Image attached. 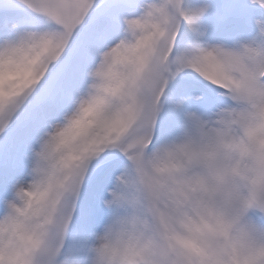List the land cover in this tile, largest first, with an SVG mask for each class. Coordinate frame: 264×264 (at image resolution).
<instances>
[{
  "label": "clouds",
  "instance_id": "1",
  "mask_svg": "<svg viewBox=\"0 0 264 264\" xmlns=\"http://www.w3.org/2000/svg\"><path fill=\"white\" fill-rule=\"evenodd\" d=\"M148 4L136 18L143 27H128L125 41L101 54L72 111L31 150L27 179L3 200L0 264H66L59 251L85 166L121 137L125 164L101 202L110 215L74 264H264V224L251 215L264 217V90L246 87L248 71L264 63V23L258 40L214 45L198 65L230 103L184 112L177 133L153 145L165 38L182 13L199 9ZM22 49L0 57V104L20 100L39 75V37Z\"/></svg>",
  "mask_w": 264,
  "mask_h": 264
},
{
  "label": "snow or ice",
  "instance_id": "2",
  "mask_svg": "<svg viewBox=\"0 0 264 264\" xmlns=\"http://www.w3.org/2000/svg\"><path fill=\"white\" fill-rule=\"evenodd\" d=\"M18 3L30 12L43 17L46 26L39 31L22 32L24 35L21 38V44L6 45L3 50H0V57H3L5 53L9 56L18 54L23 50L22 45L26 39L35 42L39 37L43 44L42 59L39 63V75L34 77L33 86L28 93L18 101L0 104V137L7 138L6 134L9 130L14 125L27 122L32 112H46L47 119L29 144L31 153L41 134L72 111L76 99L88 84L90 69L96 65L101 54L113 46L122 44L126 39L128 27H143L136 18L141 15L142 9L150 5L148 0H18ZM115 3L125 4L131 8L128 14L120 16L118 25L111 23L110 16V9ZM201 11L193 12L191 16L182 13L165 38L166 56L163 60V68L157 73L159 90L150 118L152 129L150 143L153 145L158 143L155 136L158 117L165 104L173 103L169 96V83L179 74L186 72L194 76L214 94V98L224 97V88L219 86V82L214 83L206 79L205 75L197 70L199 63L202 60H208L214 52L199 46L181 47L182 24L186 23L191 27ZM94 12H98L99 15L93 22L91 17ZM12 39L3 36L0 41ZM246 87L249 91L264 90V63L254 64L248 71ZM200 99V96L186 97L174 102V106L179 109L182 104L190 105L191 101ZM208 111L210 114L211 110L208 109ZM181 123L182 120L173 122L172 128L174 130L179 128ZM122 140L123 137L106 144L104 149L86 164L81 177L82 185L103 164L115 156H122L120 153L126 151ZM26 159L29 160L30 155ZM22 180V178L17 179L16 182ZM81 188L74 200L66 233L72 222ZM64 247L65 239L62 241L59 256L61 260L69 264Z\"/></svg>",
  "mask_w": 264,
  "mask_h": 264
},
{
  "label": "rangeland",
  "instance_id": "3",
  "mask_svg": "<svg viewBox=\"0 0 264 264\" xmlns=\"http://www.w3.org/2000/svg\"><path fill=\"white\" fill-rule=\"evenodd\" d=\"M250 6L260 5L253 3V0H184L185 8L202 11L191 27L186 23L182 24L181 31L187 30L191 36L181 43V47L211 48L214 45H222L227 48H236L241 42L258 40L257 21L264 23V16H253ZM130 9L125 4L115 3L110 9L111 23L118 25L120 16L128 14ZM98 15V12H94L91 21L94 22ZM230 21L237 22L243 29L247 25L253 24L255 29L248 32L240 29L233 31V28L221 30L222 23ZM34 23L41 24L42 29L46 26L43 17L24 8L18 3V0H0V30L7 28L12 30L11 38L24 31H35L29 27L30 24ZM210 31H214L215 34L208 37ZM238 38L242 41H236ZM230 39H233L232 43L227 44L226 42ZM179 76L197 80L186 72L179 74ZM175 82L176 79L169 83V96L173 103L165 104L162 109L158 117L155 136L163 132L166 125L172 128L173 122L182 120L185 112L183 104L177 109L174 102L196 96L205 99V95L189 93L181 85H175ZM46 119V112L34 111L27 122L14 125L6 135L7 138L0 141V213L3 212V200L10 195L12 184L17 179L27 178L29 160L26 157L30 155L29 144ZM169 137H171L170 133L167 138ZM167 138H160L158 142ZM4 146L6 148L2 149L1 147ZM117 157L122 156H115L103 164L82 185L81 190L85 191L86 197L69 225L67 231L69 237L67 233L65 237L64 253L69 264H74L76 261L82 262L85 259L87 242L91 240L94 233L102 229L110 215V210L103 207L101 202L107 198V190L112 186L115 175L121 171L125 164L124 157H122V166L118 168L115 165L113 167ZM108 166L110 168L106 170ZM16 168H21V172L17 175L14 174ZM6 180H10L11 185H6Z\"/></svg>",
  "mask_w": 264,
  "mask_h": 264
},
{
  "label": "bare ground",
  "instance_id": "4",
  "mask_svg": "<svg viewBox=\"0 0 264 264\" xmlns=\"http://www.w3.org/2000/svg\"><path fill=\"white\" fill-rule=\"evenodd\" d=\"M198 113L203 114V113H201V112H198ZM25 179H27V178H24L23 180H25Z\"/></svg>",
  "mask_w": 264,
  "mask_h": 264
}]
</instances>
